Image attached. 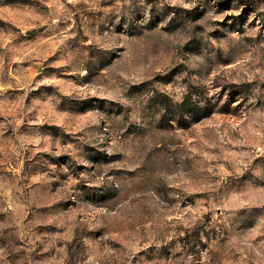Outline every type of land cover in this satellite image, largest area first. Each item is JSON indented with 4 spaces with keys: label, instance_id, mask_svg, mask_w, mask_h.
<instances>
[{
    "label": "rangeland",
    "instance_id": "1",
    "mask_svg": "<svg viewBox=\"0 0 264 264\" xmlns=\"http://www.w3.org/2000/svg\"><path fill=\"white\" fill-rule=\"evenodd\" d=\"M0 264H264V0H0Z\"/></svg>",
    "mask_w": 264,
    "mask_h": 264
}]
</instances>
